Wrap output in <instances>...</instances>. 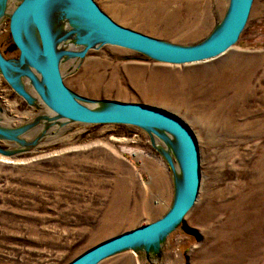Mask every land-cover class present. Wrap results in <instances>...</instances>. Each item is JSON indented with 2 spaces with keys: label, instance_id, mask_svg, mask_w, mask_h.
<instances>
[{
  "label": "rangeland",
  "instance_id": "1",
  "mask_svg": "<svg viewBox=\"0 0 264 264\" xmlns=\"http://www.w3.org/2000/svg\"><path fill=\"white\" fill-rule=\"evenodd\" d=\"M10 1L13 10L21 0ZM94 1L119 24L181 45L207 39L230 2ZM57 6L51 13L60 31L57 46L70 50L67 37H79L82 25ZM0 13V52L15 60L10 13ZM79 40L73 44H86ZM59 65L82 103L163 107L192 127L199 145L201 186L188 214L150 246L118 251L98 264H264V0H253L238 40L208 60L168 63L99 43L82 57L64 54ZM190 88L196 98L216 90L224 106L230 104L220 120L205 110L212 133L179 103L190 99ZM52 113L37 94L32 102L21 96L0 71V264H68L99 242L161 217L174 200L179 162L172 135Z\"/></svg>",
  "mask_w": 264,
  "mask_h": 264
},
{
  "label": "water",
  "instance_id": "2",
  "mask_svg": "<svg viewBox=\"0 0 264 264\" xmlns=\"http://www.w3.org/2000/svg\"><path fill=\"white\" fill-rule=\"evenodd\" d=\"M4 1L0 0V9ZM252 3L253 0H230L219 27L207 39L192 45L171 43L123 26L94 0H21L10 12L9 31L19 54L14 60L5 58L0 52V71L21 96L32 102L33 94L21 83L22 78H27L42 102L65 120L135 125L155 133L157 129L163 130L173 135L176 144L180 175L169 209L149 223L99 242L68 264H98L118 251L139 244L148 247L157 241L179 223L195 204L201 186V164L195 132L176 113L144 102L112 101L105 108H95L79 100L65 84L60 70L59 64L65 51L57 46L55 35L58 33L54 32L51 20L53 10L59 4L62 15L75 16L80 19L79 23L87 27V33L80 38L81 43H86L84 49L81 53L71 51L80 57L93 46L86 38L96 34L101 43L127 47L159 61L179 64L208 60L226 52L244 29ZM32 29L37 41L31 39ZM164 156L173 164L172 158Z\"/></svg>",
  "mask_w": 264,
  "mask_h": 264
},
{
  "label": "bare ground",
  "instance_id": "3",
  "mask_svg": "<svg viewBox=\"0 0 264 264\" xmlns=\"http://www.w3.org/2000/svg\"><path fill=\"white\" fill-rule=\"evenodd\" d=\"M10 0H6V3L5 5H3V8L6 9V13H10L11 10H12V4H10ZM58 7V6H57ZM5 11V10H4ZM1 14V13H0ZM3 15V14H2ZM58 16H61L58 15ZM70 17V16H68ZM73 17V16H71ZM74 19L76 18L79 22H80V19L77 18V17H73ZM75 19V20H76ZM63 19H61V17H59V21L61 23ZM71 20V18H70ZM0 22H1V18H0ZM62 27H63V30L66 31L67 29V25H66V20H63L62 23H61ZM80 25H82V27L79 26V28L76 30V32L80 33L81 35L80 36H85V34L87 33V27H85L83 24L80 23ZM54 32H60L59 29H57V25L54 26ZM65 33V32H64ZM74 33V32H73ZM72 33V34H73ZM68 34V33H67ZM70 35L69 37H67V40L69 42H67V46L70 47L72 50L74 51H77V52H80L84 49L85 45L86 44H77L76 42L73 44V40H76L78 39L79 40V37L77 36H73V35ZM31 35L33 37H31V39L33 38L35 41H37V38H36V34H35V31L32 29L31 30ZM76 38V39H75ZM81 38V37H80ZM27 41V40H26ZM80 41V40H79ZM86 41L87 42H90L93 47L95 46H98L99 43H101V41L99 39H97V36L96 35H90L88 36V38H86ZM71 43V45L69 44ZM75 46V47H74ZM74 47V48H73ZM70 49V50H71ZM70 50H67L65 49V53L64 54H70V55H73V57L76 56L77 57H80L78 56L77 53H73L71 52ZM63 54V55H64ZM62 55V56H63ZM21 83L22 85L27 88L33 95L37 94L34 90V87L32 85V82L30 80H28L27 78H22L21 79ZM189 91L191 92V95H190V99H187L184 103H180V105L182 107H185L187 109L190 110V112L194 115V117H196L197 119H199L202 123H204V125L206 126V128L212 133L213 132V129H214V126L212 125H208L207 121L206 120H209L208 117H206L205 113H206V109L207 111H209L211 114H215L219 120L221 118V114H226L227 113V109H229L230 107V104L228 103L227 106H224L225 103H224V100L223 99H218L217 97V91L214 90V91H205L203 93V95L199 96L198 98L195 97V89L193 88H190ZM153 95H157L156 93H153ZM163 98H168L167 95H163ZM169 99V98H168ZM40 100V98H39ZM42 101V100H41ZM192 101H195L196 103V107L195 109H193L191 107V102ZM39 103V102H38ZM105 105L103 106H97V108H105L108 106V104L104 107ZM52 114H55L56 117H60L59 115H57L56 113H52ZM223 114V115H224ZM225 116V115H224ZM226 117V116H225ZM52 117H49L47 120H51ZM213 128V129H212ZM221 129H223L221 126H220ZM158 130V129H157ZM163 131V130H161ZM166 132V131H164ZM169 136H171L170 133L166 132ZM173 136V135H172ZM174 138V137H173ZM159 141L161 142H157V146L159 148V150L164 154L166 155L168 158L171 157V153L169 151V149L165 146V144L163 143V141L161 139H159ZM176 172L178 174V176L180 175V169H179V165L177 166V169H176Z\"/></svg>",
  "mask_w": 264,
  "mask_h": 264
}]
</instances>
